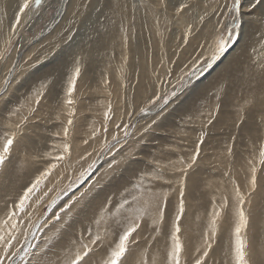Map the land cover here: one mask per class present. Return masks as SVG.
<instances>
[{"label":"rangeland","instance_id":"1","mask_svg":"<svg viewBox=\"0 0 264 264\" xmlns=\"http://www.w3.org/2000/svg\"><path fill=\"white\" fill-rule=\"evenodd\" d=\"M0 264H264V0H0Z\"/></svg>","mask_w":264,"mask_h":264},{"label":"bare ground","instance_id":"2","mask_svg":"<svg viewBox=\"0 0 264 264\" xmlns=\"http://www.w3.org/2000/svg\"><path fill=\"white\" fill-rule=\"evenodd\" d=\"M127 12V11H126Z\"/></svg>","mask_w":264,"mask_h":264}]
</instances>
